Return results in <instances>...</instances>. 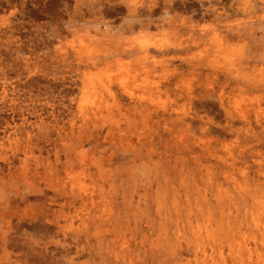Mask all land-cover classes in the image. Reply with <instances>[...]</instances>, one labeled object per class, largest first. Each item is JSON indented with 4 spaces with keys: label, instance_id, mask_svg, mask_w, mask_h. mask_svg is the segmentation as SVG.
Here are the masks:
<instances>
[{
    "label": "rangeland",
    "instance_id": "374dc122",
    "mask_svg": "<svg viewBox=\"0 0 264 264\" xmlns=\"http://www.w3.org/2000/svg\"><path fill=\"white\" fill-rule=\"evenodd\" d=\"M81 2L106 25L139 7ZM59 3L0 0V264H264V65L241 62L227 0L46 40Z\"/></svg>",
    "mask_w": 264,
    "mask_h": 264
},
{
    "label": "clouds",
    "instance_id": "9594fccd",
    "mask_svg": "<svg viewBox=\"0 0 264 264\" xmlns=\"http://www.w3.org/2000/svg\"><path fill=\"white\" fill-rule=\"evenodd\" d=\"M76 0H72L71 4L69 0H60L57 12L60 16L59 20H49L44 24L43 31L40 36L46 40L53 39L51 33L58 32H72V31H100L106 27L123 28L125 32L135 30L141 27H159L161 25H167L170 22H175L177 17L172 11L177 0H170V3L165 5L160 11L159 15H153L157 7H160L159 0L152 7H149L151 0H135L139 5L136 14L128 17H120L119 22L113 20L109 21V24L100 23L97 21H83L76 16L71 15ZM194 2L200 5V10L203 15H215V12L219 11L221 15L226 11L223 7L225 0H194ZM48 3V0H45ZM122 6L127 7V0H121ZM180 5L187 6L193 3V0H179ZM81 8L89 11L96 8L100 11L104 10V6L118 7L113 5L110 0H82ZM227 7L234 9L233 15L240 17L239 24H232L231 26L224 25L225 30L230 32L233 36L241 40L244 45L242 56L240 60L242 63L248 65H264V0H227ZM144 9V15L140 14V9ZM206 9H209L206 11ZM197 9H193L190 15L195 16ZM126 20H130V23H126ZM167 49H172L175 45L169 44ZM165 49H157L159 52H163ZM22 55V53L20 54ZM258 75L254 77L251 73L248 76H233V79L240 80L245 84H253L258 79ZM155 173L139 170L136 173L138 183H142L153 176ZM31 188L25 186L21 195L27 198L30 195H36ZM11 197L7 194V189L0 188V205L7 203ZM66 239V238H65ZM34 243V242H32ZM58 247L67 248L71 247L63 242L58 243ZM84 253L87 254V249H84ZM64 264H74L77 259L75 256L65 257Z\"/></svg>",
    "mask_w": 264,
    "mask_h": 264
},
{
    "label": "bare ground",
    "instance_id": "6f19581e",
    "mask_svg": "<svg viewBox=\"0 0 264 264\" xmlns=\"http://www.w3.org/2000/svg\"><path fill=\"white\" fill-rule=\"evenodd\" d=\"M148 53L145 54V56L147 55ZM238 71V70H237ZM96 92H98V90H96ZM106 108L108 109V106H106Z\"/></svg>",
    "mask_w": 264,
    "mask_h": 264
}]
</instances>
